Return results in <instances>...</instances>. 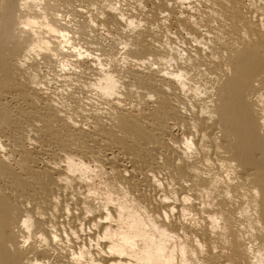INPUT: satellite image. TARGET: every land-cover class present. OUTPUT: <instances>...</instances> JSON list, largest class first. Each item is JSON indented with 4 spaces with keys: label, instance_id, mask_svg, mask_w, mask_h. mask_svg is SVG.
Instances as JSON below:
<instances>
[{
    "label": "bare ground",
    "instance_id": "1",
    "mask_svg": "<svg viewBox=\"0 0 264 264\" xmlns=\"http://www.w3.org/2000/svg\"><path fill=\"white\" fill-rule=\"evenodd\" d=\"M0 264H264V0H0Z\"/></svg>",
    "mask_w": 264,
    "mask_h": 264
}]
</instances>
